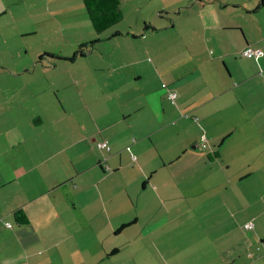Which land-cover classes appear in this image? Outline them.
<instances>
[{
    "label": "crops",
    "instance_id": "1",
    "mask_svg": "<svg viewBox=\"0 0 264 264\" xmlns=\"http://www.w3.org/2000/svg\"><path fill=\"white\" fill-rule=\"evenodd\" d=\"M135 2L0 0V264H264V0ZM20 6L67 49L16 44Z\"/></svg>",
    "mask_w": 264,
    "mask_h": 264
},
{
    "label": "rangeland",
    "instance_id": "2",
    "mask_svg": "<svg viewBox=\"0 0 264 264\" xmlns=\"http://www.w3.org/2000/svg\"><path fill=\"white\" fill-rule=\"evenodd\" d=\"M147 2H148V4H146L142 8V11L146 15H149L152 10H155L156 8H162L161 6L165 2V0H147ZM165 4L166 5H169L166 2H165ZM135 5H136L135 0H125V1L122 0L121 9H122V12L124 14V19L122 18L121 21L119 20L116 24L112 25L109 29H112L113 28V30H114L116 28V25L118 23H119V26L121 24L122 25H127L129 23V21L131 19H133L134 16H136ZM42 11L43 10L42 9L40 10L39 7H37L36 9H33L31 11L30 10H26L25 11L24 7L20 6V13H21V15H26L28 12H30V13H32V20H33L32 21L30 18H29V20H22L21 21V24L28 26V27H22L23 29H28L29 28L31 30L34 27V28L40 29V31L41 30H46V31H44L43 33H41L40 31H37L36 34H25L20 39H18V42H16V44H18V45H24V46H26L32 52L36 48H39V47H42V46H44L46 48H56V47H59L62 50L67 49V48H65L66 46L63 44V41H62V39L60 37L57 38V35L52 36V34L50 35L51 37H49L48 32L51 33L53 31H55L57 27H55V28L54 27H51L50 28V26H51L52 23L39 22V21L42 20L40 17L46 16L45 13H43V15L40 16V14L42 13ZM167 14L169 15V17L172 16V14H169V13H166V14L163 13L161 15H165L166 16ZM149 17L152 18V20L155 23H157V24H162L163 21L165 23L167 22L165 19H163L162 17H160V15H158L157 12H154L153 13V11H152V13H151V15H149ZM86 21H87V25L88 26L86 27V25H85L86 23L83 22L82 25H81L83 27V30L84 29L86 30L88 28H90V29L93 30V28H92V26L90 24V21H89V19L87 17H86ZM46 27H47V29H46ZM58 61L60 62L62 60H59V58H58Z\"/></svg>",
    "mask_w": 264,
    "mask_h": 264
},
{
    "label": "trees",
    "instance_id": "3",
    "mask_svg": "<svg viewBox=\"0 0 264 264\" xmlns=\"http://www.w3.org/2000/svg\"><path fill=\"white\" fill-rule=\"evenodd\" d=\"M120 3L121 0H83V6L88 15L90 24L96 32L107 30L123 18ZM117 33L119 32L116 31L112 35H116ZM92 44L93 42L80 44L74 56L84 55ZM15 216L19 222L26 221L21 212H15Z\"/></svg>",
    "mask_w": 264,
    "mask_h": 264
},
{
    "label": "built area",
    "instance_id": "4",
    "mask_svg": "<svg viewBox=\"0 0 264 264\" xmlns=\"http://www.w3.org/2000/svg\"><path fill=\"white\" fill-rule=\"evenodd\" d=\"M261 53H262V51L259 50V49L246 48L240 54H241L242 57H247V58L254 57V59H258L260 57ZM163 87H165V85H163ZM167 94H168L167 97L169 99H174L175 95H176V93L174 91H172V90H168ZM202 140L203 141L205 140L204 135H202ZM96 146L101 148V150L109 151L111 149L107 141H101V140L97 141L96 142ZM201 147H205V144L203 143L201 145ZM130 157H131V160L133 162L136 160V157L133 154H130ZM110 169L111 168L107 164H105L104 170L105 171H110ZM6 226H8V228H10L12 225L9 224V222H8ZM252 227H253V224L251 222H248V223L244 224V228H252Z\"/></svg>",
    "mask_w": 264,
    "mask_h": 264
}]
</instances>
